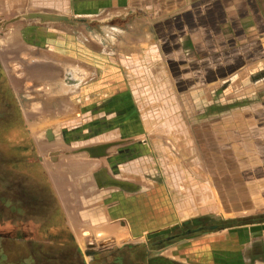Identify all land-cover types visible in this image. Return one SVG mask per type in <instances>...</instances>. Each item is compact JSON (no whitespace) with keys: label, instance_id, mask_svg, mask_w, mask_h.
I'll use <instances>...</instances> for the list:
<instances>
[{"label":"crops","instance_id":"crops-1","mask_svg":"<svg viewBox=\"0 0 264 264\" xmlns=\"http://www.w3.org/2000/svg\"><path fill=\"white\" fill-rule=\"evenodd\" d=\"M223 1L0 0V105L16 112V131L1 142L13 146L16 171L41 177L57 223L85 264H94L97 256L111 257L115 264H264V220L193 237L188 232L170 244L150 242L182 225L215 220L209 218L210 209L224 213L227 202L237 199L241 206L243 195L264 200V162L256 173L244 167L251 177L247 183L229 184L220 177L229 172L218 167L219 181L210 184L205 152L202 182L179 189L171 178L170 187L159 178L163 164L157 163V154L166 151L161 121L167 122L173 143L193 145L198 135L186 108V119L156 117L161 110L153 99L158 87H173L170 93L179 105L189 98L187 108L201 110V143L210 139L234 146L227 156L217 152L215 159L264 161L263 147L256 157L242 155L240 149L245 141L264 145V104L255 102L254 88L242 94L240 87L228 84L231 77L183 93L177 89V65L192 63L197 49L210 40V15L229 20L234 11L250 17L249 24L241 25L249 41L220 52L216 63L224 67L232 56L242 62L243 50L256 61L251 17L256 24L259 0L248 6L241 0H228V6ZM47 17L66 21L46 22ZM241 27L222 25L214 37L221 45L231 39L222 33ZM201 61L213 63L206 56ZM192 76L183 79L192 83ZM173 166H166L170 177ZM240 166L233 175H242Z\"/></svg>","mask_w":264,"mask_h":264},{"label":"rangeland","instance_id":"rangeland-1","mask_svg":"<svg viewBox=\"0 0 264 264\" xmlns=\"http://www.w3.org/2000/svg\"><path fill=\"white\" fill-rule=\"evenodd\" d=\"M223 2L228 6V2L232 1L226 0ZM249 3L250 0H241L240 2L243 6H248ZM261 3L262 1L260 0L257 3L258 16L256 17V24L253 22L254 17H251V25L253 28L251 35L252 41L256 39L257 42L256 61L254 60V56L250 59L248 57V52L245 54L243 50L241 58L242 62H238L237 58H233L232 56L227 59L229 63L225 64L224 67L221 66L220 63L217 64L216 59L219 58L218 54H220V52L231 50L234 46H238L239 44L244 45L249 41V32H243L241 30L243 29L241 25L244 27L245 24H249L248 20L250 17H239L237 14H233L234 11H231L230 14H228L230 15L228 16L229 20L221 17L218 18L219 20L216 17L213 19V16L210 15L208 28V31H210L208 34V36L210 35L209 42L205 43V48L199 47L197 49V55L195 54V59H193L192 63L184 62L177 65L179 77L177 81L179 86L177 89L181 93L190 89V87H206L207 84L221 83L232 77L231 81L228 82L231 87H240L242 90L240 93L242 94H248L250 93V90L254 88L253 91L257 92L256 94L255 92H252V94H255V102H257V104H264V9L261 6ZM217 9L218 6L215 8L211 7L210 13L212 14L216 12ZM149 18L150 20L153 19L151 17ZM222 25L225 27L232 25L233 28L241 27L240 31L233 32L232 30H226L225 33H222V35L230 36L231 39L235 36L233 42L229 41L231 39H228L227 37L225 40H222L223 43L221 45L218 44L217 37L214 36L218 34L217 29H219L220 26L222 27ZM254 29H256L255 32ZM219 42L221 43V41ZM187 52L190 54L188 55L189 58H191V51ZM203 56H206L207 58L209 57L213 63H208L207 61L202 63L201 59ZM189 58L186 60H189ZM155 65H157V63H155ZM162 65L163 73L164 63H162ZM187 73L193 75L192 77H194V79L192 78V83L191 81L189 82V80H187V83L185 79H183ZM205 74L206 78L202 79V75ZM207 76L209 78H207ZM251 77L254 82L250 80ZM255 77L257 79H255ZM156 90L158 95L154 96L153 99L156 101V105L161 109L155 113L156 117L158 116L165 120L168 118H175V116H177V118L186 119V108L189 110L188 114L189 112L190 114L193 113V117L191 116L192 118L190 120L193 121L194 125L197 123V127L199 128L194 127L198 136L193 145H187V149V146L183 141H175L176 143L172 142L170 130L166 128L167 122L164 120L161 121L162 127L160 128V131L162 138L166 142V144H162V147L163 149H166V151L162 150L156 154L157 157H161V160H159V157L157 158V163L159 165L163 164V167L158 168L160 171L159 178H161L165 184L167 183L170 187V178L171 185L174 187L177 185L178 188L186 183L195 184L202 182L200 168L204 162L202 155H204L203 153L205 152L208 153L206 154L205 162L211 170V174L208 176L210 184L217 183L220 177L226 178L229 184H234L238 181L243 183L245 180L251 178L248 175H245L247 174L245 172H248L245 170L249 169L244 167H250L251 171L254 170V173L261 171L263 165L261 166L260 163L264 162L261 160L257 161L250 158L245 159V156H242V159L239 161L231 159H222L219 161L215 159L218 157L217 152L223 151V156H227V152L232 151L234 146L211 143L210 139L209 143H201V125L203 120V113L201 110L199 109L200 111H198L195 107L197 111H190L191 107L187 108L186 106V103H190L189 98L185 99L183 97V106L179 105V101H175L176 97L174 95L171 96L170 92L173 91V87L169 89L158 87ZM228 97L222 99H231L230 102H232L234 97ZM196 98L197 97L193 98L195 105L198 101ZM233 103L236 104L235 101ZM11 107L12 106L4 103L0 105V264H85V259L80 255L74 243L67 236H64L65 234L63 233V230H61V224L57 223L58 216L55 213L53 201L49 199L46 186L43 184L41 177L38 175L34 176L27 174L24 170L16 171L13 167V163H15V158L12 152L13 146L1 142L5 141L6 137L10 136L7 127L11 122L16 120V112ZM174 109H178L179 112H172ZM206 125H208L207 122ZM207 139L208 138H206V140ZM220 147L221 150L219 149ZM262 147L264 148V145L245 141L244 144L240 146V149L242 155L249 153H253L254 155V153H257L259 156V150ZM189 148L191 150H189ZM224 152H226V154H224ZM254 157L256 156L254 155ZM191 164L196 168L189 171L187 166ZM257 164L259 166L255 169ZM238 165L243 167V171L240 172L242 175L236 176L233 175V168L236 166L238 167ZM166 166L175 167L171 177L169 176L171 170H166ZM218 167L226 168V173L229 172L230 175L227 174L226 176L219 177L221 170ZM258 178L259 177L256 176L253 177L254 180ZM260 179H262V177ZM245 183L247 182L245 181ZM252 183H257V181ZM180 194L181 193H179V196ZM251 195L252 193L250 195H243V197L246 196V199L243 198L241 206L238 204V199L236 201L232 200L229 203L227 202V206L224 208V213L220 212L218 214L219 211L210 209L211 217L209 216V218H215V220L207 219L202 223L193 224L192 227L190 224L182 225L172 232H167L160 237L152 239L150 242H154L155 246L160 245L161 241L162 244H170L173 241L186 237V235L189 234L188 232H193L194 234L187 235V237H193L205 232H224L239 224L264 220V206H261L264 204V200L262 201L259 199L258 201H253V199H250ZM233 202L237 203V205H233ZM258 204H261L259 205L258 210H254L257 209L255 206ZM190 229L192 231H189ZM112 260L111 257L97 256L93 258V263L115 264ZM123 263L121 261L120 264Z\"/></svg>","mask_w":264,"mask_h":264},{"label":"water","instance_id":"water-1","mask_svg":"<svg viewBox=\"0 0 264 264\" xmlns=\"http://www.w3.org/2000/svg\"><path fill=\"white\" fill-rule=\"evenodd\" d=\"M43 20V19H42ZM44 21H46V22H65L66 21V19H64V18H53V17H47V19H44Z\"/></svg>","mask_w":264,"mask_h":264},{"label":"flooded vegetation","instance_id":"flooded-vegetation-1","mask_svg":"<svg viewBox=\"0 0 264 264\" xmlns=\"http://www.w3.org/2000/svg\"><path fill=\"white\" fill-rule=\"evenodd\" d=\"M15 122H11L10 124H9V126L7 127L8 128V133L10 134V135H12V133H11V131H16L15 129H13L14 127V124Z\"/></svg>","mask_w":264,"mask_h":264},{"label":"bare ground","instance_id":"bare-ground-1","mask_svg":"<svg viewBox=\"0 0 264 264\" xmlns=\"http://www.w3.org/2000/svg\"><path fill=\"white\" fill-rule=\"evenodd\" d=\"M40 143V142H39ZM39 143H38V145H39ZM44 143V142H43ZM41 144V143H40Z\"/></svg>","mask_w":264,"mask_h":264}]
</instances>
